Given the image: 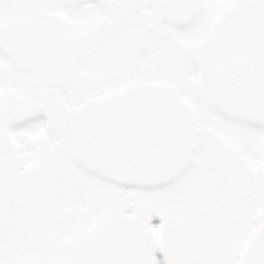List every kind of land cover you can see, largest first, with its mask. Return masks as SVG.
Listing matches in <instances>:
<instances>
[{
    "label": "snow or ice",
    "instance_id": "1",
    "mask_svg": "<svg viewBox=\"0 0 264 264\" xmlns=\"http://www.w3.org/2000/svg\"><path fill=\"white\" fill-rule=\"evenodd\" d=\"M0 264H264V0H0Z\"/></svg>",
    "mask_w": 264,
    "mask_h": 264
}]
</instances>
